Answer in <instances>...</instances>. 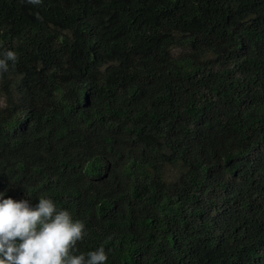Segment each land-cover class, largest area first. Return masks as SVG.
Masks as SVG:
<instances>
[{"label":"trees","instance_id":"16d2710c","mask_svg":"<svg viewBox=\"0 0 264 264\" xmlns=\"http://www.w3.org/2000/svg\"><path fill=\"white\" fill-rule=\"evenodd\" d=\"M6 50L0 199L106 264H264V0H0Z\"/></svg>","mask_w":264,"mask_h":264},{"label":"clouds","instance_id":"9594fccd","mask_svg":"<svg viewBox=\"0 0 264 264\" xmlns=\"http://www.w3.org/2000/svg\"><path fill=\"white\" fill-rule=\"evenodd\" d=\"M39 5L41 0H26ZM18 57L6 50L0 55V73ZM4 193L0 192V197ZM32 208L27 201L0 199V264H106L103 247L75 255L77 242L87 235L85 225L67 209L41 196Z\"/></svg>","mask_w":264,"mask_h":264},{"label":"rangeland","instance_id":"374dc122","mask_svg":"<svg viewBox=\"0 0 264 264\" xmlns=\"http://www.w3.org/2000/svg\"><path fill=\"white\" fill-rule=\"evenodd\" d=\"M1 100V99H0Z\"/></svg>","mask_w":264,"mask_h":264}]
</instances>
